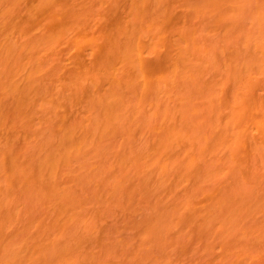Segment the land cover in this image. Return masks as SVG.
<instances>
[{
  "label": "bare ground",
  "instance_id": "bare-ground-1",
  "mask_svg": "<svg viewBox=\"0 0 264 264\" xmlns=\"http://www.w3.org/2000/svg\"><path fill=\"white\" fill-rule=\"evenodd\" d=\"M0 186V264H264V0H0Z\"/></svg>",
  "mask_w": 264,
  "mask_h": 264
},
{
  "label": "rangeland",
  "instance_id": "rangeland-1",
  "mask_svg": "<svg viewBox=\"0 0 264 264\" xmlns=\"http://www.w3.org/2000/svg\"><path fill=\"white\" fill-rule=\"evenodd\" d=\"M79 9V8H78ZM95 9V8H94ZM83 11L86 10V8L82 9ZM103 11L100 12V14L102 13ZM83 105V102H82V95H80V97L78 98L77 100V103H76V108H81V106ZM12 191L9 190L7 192H5L1 186H0V196L2 198H5L7 195H9ZM95 206L94 205H88L86 208H84V210L82 211L83 213V216L86 217L87 219H92L93 217H95V214H96V211H95ZM38 220H44L45 221V226H44V230L46 232H48L49 230H51L52 228V216L54 215L52 209L50 208H46V207H38L36 208V210L30 214V215H24V213H22V216H19L21 219H25L26 217L28 218L29 216H32ZM5 215L2 211H0V223L2 222V220L4 219ZM126 218L124 217V215L122 214H116L112 217V219H108V224H109V227L111 228H114L116 226H120L122 225V223L124 222ZM106 221V220H105ZM25 222V220H24ZM104 223V221H103ZM21 224V223H20ZM116 230H117V227H116ZM13 233L14 230L12 228H5L4 229V233ZM115 238H118V239H122V240H132L133 239V232L131 231H119L118 233L115 234ZM117 257L116 258H113V257H110L108 258L104 264H121V257H123V255L121 254V252H119L118 254H116ZM17 264H22L21 262H18Z\"/></svg>",
  "mask_w": 264,
  "mask_h": 264
}]
</instances>
